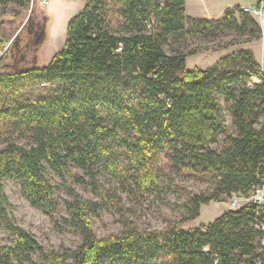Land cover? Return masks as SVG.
Wrapping results in <instances>:
<instances>
[{"label":"trees","instance_id":"obj_1","mask_svg":"<svg viewBox=\"0 0 264 264\" xmlns=\"http://www.w3.org/2000/svg\"><path fill=\"white\" fill-rule=\"evenodd\" d=\"M29 2L0 5L22 8ZM227 33L247 36L248 44L262 36L259 24L239 8L207 21L187 18L185 0H86L46 67L0 75V95L9 89L16 95L20 80L64 86L31 102L0 101V228L10 234L9 243L0 245V264H264L263 234L256 228L264 205L249 202L189 229L97 238L92 218L101 204L75 197L66 203L63 229L80 244L54 252L14 223L3 194L2 180L17 181L28 204L52 220L56 202L48 170L68 174L104 201L100 176L150 192L158 181L155 163L166 154L174 166L213 178L212 191L184 205L183 221L198 218L199 208L210 202L233 194L249 198L253 187L264 186V75L254 54L241 48L203 70L187 69L188 54L163 49L187 36ZM4 44L0 35V51ZM11 53H3L0 69L8 68ZM221 100L230 104L233 134ZM221 135L226 137L216 151L211 147Z\"/></svg>","mask_w":264,"mask_h":264},{"label":"rangeland","instance_id":"obj_2","mask_svg":"<svg viewBox=\"0 0 264 264\" xmlns=\"http://www.w3.org/2000/svg\"><path fill=\"white\" fill-rule=\"evenodd\" d=\"M163 0H160L162 2ZM249 0H237L248 4ZM46 6H41L39 0L29 2L25 7L12 3L0 5V35L5 44L3 52L8 48L12 55L5 59L6 70L0 69V75L24 73L30 69L46 67L52 58L59 53L65 42L66 28L75 15L80 13L86 0H47ZM242 3V4H243ZM262 36L258 41L246 43L247 36L239 37L235 33L215 35L211 37L187 36L178 43L169 41L164 46L166 54L177 50L188 54L187 69L213 68L220 58L236 53L239 49H251L255 60L260 65L264 75V19L260 21ZM18 93L12 95L10 89L0 95V101L10 100L35 101L39 96H54L64 89L61 84H39L33 79L20 80ZM229 106L220 101V108L227 131L234 133ZM225 135H221L211 148L220 151ZM0 138V149L3 147ZM18 144L27 146L26 139H19ZM123 150V147H121ZM119 160L124 167L123 156ZM79 175L82 171L73 169ZM157 184L150 192L136 190L128 182L117 183L106 175L99 177V182L106 200L94 195L86 188L78 185L68 175L59 177L47 171L46 178L53 187L56 209L51 220L39 210L33 209L20 193V185L13 179H4L3 194L11 209L8 216L14 223L34 236L46 250L61 252L65 249L74 250L80 244V239L63 229V218L67 217L66 203L75 197L81 201L98 202L101 210L92 218L93 232L97 238L111 235L121 236L131 231L139 233L161 232L169 226L189 229L212 223L217 217L230 210V201L234 200L238 207L249 203L250 197L233 194L225 202H210L199 208V216L193 221L185 219L184 205H189L193 196L205 195L212 191L213 178L201 172H187L174 166L163 154L155 163ZM129 175L132 171H128ZM10 234L5 228H0V245L8 244ZM166 264V263H164Z\"/></svg>","mask_w":264,"mask_h":264},{"label":"crops","instance_id":"obj_3","mask_svg":"<svg viewBox=\"0 0 264 264\" xmlns=\"http://www.w3.org/2000/svg\"><path fill=\"white\" fill-rule=\"evenodd\" d=\"M255 1L249 0L247 5H251ZM242 3L237 0H185V15L194 20H220L225 11L245 6V3ZM262 19H264V15L254 20L260 25Z\"/></svg>","mask_w":264,"mask_h":264},{"label":"built area","instance_id":"obj_4","mask_svg":"<svg viewBox=\"0 0 264 264\" xmlns=\"http://www.w3.org/2000/svg\"><path fill=\"white\" fill-rule=\"evenodd\" d=\"M33 0H30V2ZM41 6H46L48 4L47 0H39ZM241 13L247 15L248 17L252 19L261 18L264 15V0H256L251 5H245L239 8ZM3 51H0V59L3 55ZM257 206L264 205V186H255L252 188L250 201ZM230 210H235L239 208L237 206L236 201L231 200L230 201ZM259 216V215H258ZM256 228L259 230L263 236L260 239V245L264 247V220H261V218H257L256 220Z\"/></svg>","mask_w":264,"mask_h":264}]
</instances>
